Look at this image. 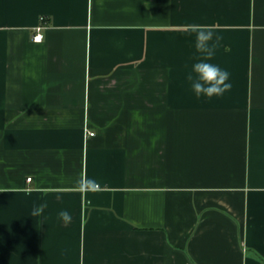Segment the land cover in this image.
<instances>
[{
  "label": "crops",
  "instance_id": "obj_1",
  "mask_svg": "<svg viewBox=\"0 0 264 264\" xmlns=\"http://www.w3.org/2000/svg\"><path fill=\"white\" fill-rule=\"evenodd\" d=\"M0 264H264V0H0Z\"/></svg>",
  "mask_w": 264,
  "mask_h": 264
},
{
  "label": "clouds",
  "instance_id": "obj_2",
  "mask_svg": "<svg viewBox=\"0 0 264 264\" xmlns=\"http://www.w3.org/2000/svg\"><path fill=\"white\" fill-rule=\"evenodd\" d=\"M187 27L191 33L195 34V50L202 57L192 65L187 75V80L191 83L192 90L197 98L201 96L212 98L223 95L232 87L231 83L228 82L230 74L228 71L222 70L219 66L207 62L213 58L221 38L216 37V43H211L213 40V32L207 25L191 24ZM77 188L84 194L89 192L95 193L100 190V185L95 179L81 175L77 181ZM46 207V203L33 206L30 215L32 217H41ZM58 216L65 224L71 222V214L66 210L60 211Z\"/></svg>",
  "mask_w": 264,
  "mask_h": 264
},
{
  "label": "built area",
  "instance_id": "obj_3",
  "mask_svg": "<svg viewBox=\"0 0 264 264\" xmlns=\"http://www.w3.org/2000/svg\"><path fill=\"white\" fill-rule=\"evenodd\" d=\"M43 29V26H40L37 28L38 33L35 35L34 40L36 42H41L43 40V35L40 33V31ZM94 135V133H91V136ZM29 181H31V178L28 179Z\"/></svg>",
  "mask_w": 264,
  "mask_h": 264
}]
</instances>
